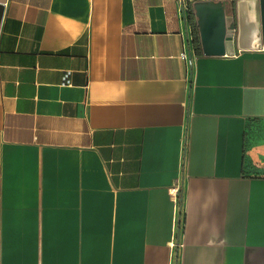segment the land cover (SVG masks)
I'll return each mask as SVG.
<instances>
[{
	"label": "crops",
	"instance_id": "1",
	"mask_svg": "<svg viewBox=\"0 0 264 264\" xmlns=\"http://www.w3.org/2000/svg\"><path fill=\"white\" fill-rule=\"evenodd\" d=\"M4 5L0 264H264V0Z\"/></svg>",
	"mask_w": 264,
	"mask_h": 264
},
{
	"label": "water",
	"instance_id": "2",
	"mask_svg": "<svg viewBox=\"0 0 264 264\" xmlns=\"http://www.w3.org/2000/svg\"><path fill=\"white\" fill-rule=\"evenodd\" d=\"M6 0H0V23L3 17ZM198 24L200 25L202 43L205 54L223 55L225 53V38L227 22L221 4L212 1L195 2ZM231 28H234L232 24Z\"/></svg>",
	"mask_w": 264,
	"mask_h": 264
},
{
	"label": "trees",
	"instance_id": "3",
	"mask_svg": "<svg viewBox=\"0 0 264 264\" xmlns=\"http://www.w3.org/2000/svg\"><path fill=\"white\" fill-rule=\"evenodd\" d=\"M140 7H139V9H138V13H139V17L141 16V14H140ZM190 19H191V22H192V24H193V30H194V34H195V39L198 41V39H199V29H198V24H197V19H196V16H195V13H194V11H193V8L191 7L190 8V13H189V16H188Z\"/></svg>",
	"mask_w": 264,
	"mask_h": 264
},
{
	"label": "built area",
	"instance_id": "4",
	"mask_svg": "<svg viewBox=\"0 0 264 264\" xmlns=\"http://www.w3.org/2000/svg\"><path fill=\"white\" fill-rule=\"evenodd\" d=\"M180 1L184 2V1H186V0H180ZM183 56H184V57L186 56V52H185V51L183 52Z\"/></svg>",
	"mask_w": 264,
	"mask_h": 264
}]
</instances>
